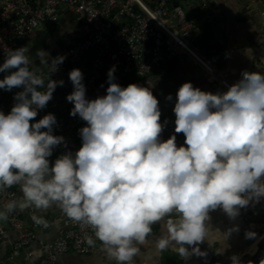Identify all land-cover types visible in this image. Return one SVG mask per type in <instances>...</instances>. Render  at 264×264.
Returning a JSON list of instances; mask_svg holds the SVG:
<instances>
[{"label": "clouds", "instance_id": "obj_1", "mask_svg": "<svg viewBox=\"0 0 264 264\" xmlns=\"http://www.w3.org/2000/svg\"><path fill=\"white\" fill-rule=\"evenodd\" d=\"M27 52V46L7 48L0 63V73H7L0 89H22L11 111L0 112V190L19 186L21 192L0 207V222L16 210L33 209L32 221L43 225L39 213L55 205L71 220L90 226L116 264H134L138 245L153 234L154 224L164 221L157 250L174 244L181 258L204 256L198 245L209 235L211 210L219 207L234 219L240 208L264 197V74L244 71L217 93L183 83L173 112L174 131L183 133L186 147H177L175 135L159 138L163 125L151 82L121 87L113 82L112 66L106 94L90 100L81 70L73 69L69 114L87 126L80 129L79 150L50 165L53 149L64 142L52 134L55 116L31 121L63 85L49 75L64 57L51 58L49 64L48 54L37 50L40 64L51 69L45 76ZM245 55L250 57L251 49ZM238 230L235 225L223 234L216 230V242L222 245ZM245 237L254 239L256 233L248 231ZM85 240L94 243L90 236ZM230 260L241 264L236 255Z\"/></svg>", "mask_w": 264, "mask_h": 264}, {"label": "built area", "instance_id": "obj_2", "mask_svg": "<svg viewBox=\"0 0 264 264\" xmlns=\"http://www.w3.org/2000/svg\"><path fill=\"white\" fill-rule=\"evenodd\" d=\"M206 12L204 1L199 6L188 3L183 8L174 5L172 0H0V63L7 48L28 44L29 48L43 25L58 26L65 14L77 25L76 36L55 56H63V62L49 75V79L64 83L55 88L52 99L45 108L37 110V116L31 121L37 122L49 113L55 116L52 134L62 136L64 142L53 149L49 158L69 152L75 154L80 148V129L87 126L78 115L69 114L73 104L66 97L67 92L73 91L69 79L71 70H81L86 98L91 100L106 94L108 71L112 66H115L113 82L121 87L148 83L155 71L181 55L206 67L194 46V19L188 17V13L197 17ZM50 71L48 69L45 76ZM209 71L213 78L222 81L217 70L209 68ZM10 111L1 110L0 106V112L8 114ZM174 121L175 116H172L168 124L161 123L160 140L166 141L175 135L178 143L182 133H175ZM20 193L19 186L0 190V207ZM33 214V209L16 210L8 214L6 222H0V245L7 240L8 229L18 232L16 240L8 244V254L0 264H17L21 253L38 234L50 229L48 222L43 225L32 222L26 228L25 219ZM89 236L94 240L92 245L86 243L85 238ZM97 243L90 226L69 218L59 237L44 247L39 260L34 261L31 252L25 257L28 264H57L59 258L69 252L92 254ZM110 264L116 262L112 259ZM250 264H264V248L256 249Z\"/></svg>", "mask_w": 264, "mask_h": 264}, {"label": "crops", "instance_id": "obj_3", "mask_svg": "<svg viewBox=\"0 0 264 264\" xmlns=\"http://www.w3.org/2000/svg\"><path fill=\"white\" fill-rule=\"evenodd\" d=\"M207 5V12L195 17L188 13V17L194 19V46L201 56L199 58L206 67L193 58L181 55L173 61L163 65L148 79L151 82V91L158 100L161 112L160 123L168 124L172 116H175L173 108L176 102L178 88L185 82L192 83L194 88L211 93L224 92L227 87L241 79V73L260 72L264 74V13L258 6L264 7V0H199ZM182 0H172L174 5L181 6ZM193 4V3H192ZM195 5V4H194ZM66 25L73 30V38L77 34V25L72 18L65 14L58 26L52 27L39 36L59 32L58 27ZM28 47V46H27ZM251 49V56H246L245 51ZM210 69L217 70L222 81L211 76ZM43 71H47V68ZM7 73H0L3 79ZM148 83H136L148 87ZM21 91L13 88L11 91L0 89L1 110L10 109L16 103L14 96ZM171 95L172 99L166 97ZM185 137L180 136L177 147L184 145ZM82 139L79 138V147ZM56 157L49 158L50 165ZM21 193L16 198L18 199ZM50 223V229L39 233L37 238L24 249L17 264H28L25 255L33 253L34 261L40 259L44 247L55 241L65 229V222L69 219L63 211L53 205L39 213ZM210 219L206 222L209 227V235L198 245L204 256L190 255L186 258L179 257L170 244L167 249L159 251L155 248V240L161 234L164 221L154 224L153 234L143 245H138L140 252L133 258L134 264H231L230 257L236 255L241 264H250L252 256L257 248H264V197L239 209V215L230 219L221 208L209 212ZM26 228L32 224L31 216L26 217ZM238 226V231H233L222 245L216 242V230L223 234L233 226ZM256 233L254 239H247L245 233ZM8 238L0 245V263L8 254V244L18 237V232L7 230ZM186 247H189L186 245ZM222 248L223 250L218 252ZM190 250V249H189ZM110 258L98 240L95 251L89 255H80L72 252L62 255L57 264H110Z\"/></svg>", "mask_w": 264, "mask_h": 264}, {"label": "rangeland", "instance_id": "obj_4", "mask_svg": "<svg viewBox=\"0 0 264 264\" xmlns=\"http://www.w3.org/2000/svg\"><path fill=\"white\" fill-rule=\"evenodd\" d=\"M188 3H193L197 6H199L200 2L199 0H182L181 2V6L183 8H185V6L188 4ZM51 25L47 24V25H43L40 29H39V32L40 33H43L45 32L46 30H49L51 29ZM58 30L59 32H55V34H53V39L51 40L50 42V49L55 45V41H58V40H61V41H64L67 45L69 44L71 38L73 37L74 33H73V30H69L66 28V25H63V26H59L58 27ZM29 46V44H28ZM29 56V55H28ZM139 83V82H137ZM68 91V90H67ZM68 94H70V92H67Z\"/></svg>", "mask_w": 264, "mask_h": 264}, {"label": "flooded vegetation", "instance_id": "obj_5", "mask_svg": "<svg viewBox=\"0 0 264 264\" xmlns=\"http://www.w3.org/2000/svg\"><path fill=\"white\" fill-rule=\"evenodd\" d=\"M50 38L49 40L47 41V44H48V49L46 50H43L44 52H46L48 54V57H49V60H48V63L50 64L51 63V58H54L58 52L63 49L64 47L67 46V44L64 42V41H61V40H58V41H55V45L50 49V42L51 40L54 38L53 37V34L51 33V35H49ZM27 54V53H26ZM29 55V54H27ZM29 59L30 61L35 65V66H38L41 68V70H44L47 68V65H41L40 64V59H35L34 57H31L29 55Z\"/></svg>", "mask_w": 264, "mask_h": 264}, {"label": "water", "instance_id": "obj_6", "mask_svg": "<svg viewBox=\"0 0 264 264\" xmlns=\"http://www.w3.org/2000/svg\"><path fill=\"white\" fill-rule=\"evenodd\" d=\"M258 9L260 12L263 14L264 13V7L263 6H258ZM50 34L45 35V36H40L37 39L34 40L32 45L28 48L27 54H29L31 57H34L36 60L39 59V57L36 56L37 50H46L48 49V44L47 41L50 38Z\"/></svg>", "mask_w": 264, "mask_h": 264}]
</instances>
